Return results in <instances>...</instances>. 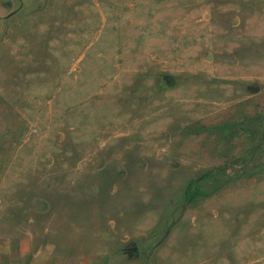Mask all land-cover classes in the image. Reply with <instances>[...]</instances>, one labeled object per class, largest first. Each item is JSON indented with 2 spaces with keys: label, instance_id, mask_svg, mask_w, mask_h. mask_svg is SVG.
Here are the masks:
<instances>
[{
  "label": "rangeland",
  "instance_id": "rangeland-1",
  "mask_svg": "<svg viewBox=\"0 0 264 264\" xmlns=\"http://www.w3.org/2000/svg\"><path fill=\"white\" fill-rule=\"evenodd\" d=\"M3 254L264 264V0H0Z\"/></svg>",
  "mask_w": 264,
  "mask_h": 264
},
{
  "label": "crops",
  "instance_id": "crops-1",
  "mask_svg": "<svg viewBox=\"0 0 264 264\" xmlns=\"http://www.w3.org/2000/svg\"><path fill=\"white\" fill-rule=\"evenodd\" d=\"M10 252H11V250H10ZM12 257H14L12 254H9L8 256H6L4 254L0 255V264H26L25 260H20L19 261V258H22V257L18 258V262L17 261L14 262L12 260ZM16 257H17V255H16ZM37 264H42V262L37 263ZM49 264H55V263H51V261H50Z\"/></svg>",
  "mask_w": 264,
  "mask_h": 264
}]
</instances>
